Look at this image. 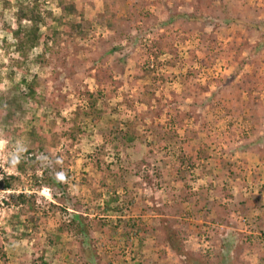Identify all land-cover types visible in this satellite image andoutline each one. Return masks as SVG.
<instances>
[{"label":"rangeland","instance_id":"rangeland-1","mask_svg":"<svg viewBox=\"0 0 264 264\" xmlns=\"http://www.w3.org/2000/svg\"><path fill=\"white\" fill-rule=\"evenodd\" d=\"M40 1L59 15L55 1ZM74 1L90 21L89 34L70 39L63 24L51 23L61 34L47 40L51 50L42 63L34 58L43 53L44 40L25 63L17 59L3 28L14 26L16 7L2 10L0 1V264H32L41 253L49 264H186L166 242L162 222L180 233L190 261L264 264L257 258L264 253V0ZM108 8L115 14L112 27L104 21ZM147 65L155 81L136 77ZM97 73L107 80L101 87ZM33 77L37 94L57 98L58 116L45 99L21 98V79ZM146 85L153 87L150 107L135 98ZM98 88L105 104L98 105L101 118L86 119L85 134L73 145L61 133L52 147L31 144L30 130L65 129L75 108L85 104L83 91ZM108 118L164 127L174 119L176 138L168 152L157 151L127 174L130 191L118 188V201L111 204L123 210L102 214L94 206L108 197L91 198L92 186L101 190L100 174L90 165L96 148L103 145L104 161L113 169L133 165L144 152L143 145L138 151L119 145L116 152L106 132L112 127ZM185 139L193 159L179 167V179L175 166L165 162L176 160ZM15 157L28 161L24 172L10 163ZM44 175L58 183L46 185ZM7 180L11 187H5ZM21 193L34 196V212L16 198ZM75 213L111 224L118 217L135 218L146 231L127 245L121 227L113 233L111 226L91 224L83 252L81 236L64 229ZM58 231V243H47L48 234Z\"/></svg>","mask_w":264,"mask_h":264},{"label":"trees","instance_id":"trees-1","mask_svg":"<svg viewBox=\"0 0 264 264\" xmlns=\"http://www.w3.org/2000/svg\"><path fill=\"white\" fill-rule=\"evenodd\" d=\"M2 3V10L5 8H12V5H15V10L13 11V21L14 26L11 27L9 25H3V28L6 29L8 32H10L11 37L13 38V47L15 52L18 54V60L20 63H25V61L28 59L29 52L38 46L40 44L41 40H44L43 42V53H40L35 56L34 61L37 63H42L41 58L44 57V53L47 50H51V48H48L47 40L48 39H54L56 37L60 36V32L57 30V26H52L51 23L63 24L64 27L62 30V33L65 37L70 39H84L89 34L90 30V21H88L84 16L83 9H79L76 7V3L74 0H52L55 1L56 7L59 10V15L54 16L52 10L46 9L43 7V4L40 0H16L14 4H11L8 0H0ZM107 14L104 17V21L107 23L106 25L108 27H112L111 23L115 19V14L112 13L109 8L107 9ZM47 19L51 20V22H47ZM110 20H112L110 22ZM42 27L48 28L51 32L47 34L46 36L43 35ZM211 35V34H209ZM211 41L214 42L215 38L214 36H211ZM3 43L4 40H3ZM215 43V42H214ZM155 45L156 42H153ZM153 45V46H154ZM159 49L161 48V44L157 41L156 44ZM149 64V63H146ZM154 69L147 66H143L140 70V73H137L136 77H144V76H150L154 81L157 79L155 75H153ZM192 74V71H189L187 74L183 75V80L186 81L189 79V76ZM97 77V83L101 87L103 84L107 83L106 78L102 80L99 77V74H95ZM110 77V75L108 76ZM163 80V79H162ZM22 83L25 86V92H21V98H29L32 100H38L39 98H42L43 100L47 102L46 106L49 107L51 110H54L56 115H59V108H58V100L55 97L48 98L45 95H40L36 93V85L39 83L36 80V77H33L31 80H25V78L21 79ZM103 88H98L96 91H89L85 90L83 91V99L85 104L82 106H77L75 110L72 112V116L69 120H64V118H60L61 122H65V129L58 132L56 129L51 131V129H48L50 131L49 134L40 132V128L38 130H30L28 132L29 139L31 144L38 145L39 148L42 149L43 146H53V144H56L58 142V133H61L64 137L68 138L70 145H73L80 136H83L85 134V128H86V119H90V121H95L98 118H101L102 111L98 107L99 104L102 106H105L104 102L102 101L103 96ZM153 94V87L150 85H146L143 87L142 91L138 92L137 95H135V98L137 101H143L148 107L151 106V98ZM14 99V98H11ZM135 99V100H136ZM239 107H243V101L240 102ZM246 104V103H245ZM238 107V106H237ZM242 110V109H241ZM242 112V111H241ZM60 117V116H59ZM139 118H134V120L125 119L123 121L120 120H114L113 118H108L107 123L111 124V128L107 129L106 132L108 136L113 138V149L117 150L119 149V145L122 147H134L135 150H140L141 145L144 146V152L141 155V159L134 160L133 165L131 164H125L121 166H117L115 169L112 168V165L108 162L104 161L103 158V145L96 148V155H95V161L90 164L96 171L99 172L100 178L98 179L97 186L101 188V190H97L94 186H92L93 190H91V198L93 201H98L99 198L103 196V193H105L106 197L108 199H103V202L101 204L96 203L94 206L95 209L101 211L102 214H106L107 211L111 209H116V211H122L123 205L121 206H112L111 204L113 202L118 201V195L116 194V190L118 188L123 189L125 192L128 190V187L126 185L125 179L129 172L135 171L134 169L138 168L140 166L141 161H147L151 159L153 156L156 155L157 151H164L168 152L170 149V146L173 143H175L176 138V127L174 128L172 126L174 119H170L166 122V127H164L159 122L157 123H150L148 125H143L142 122H140ZM139 124L143 125V128L139 129ZM176 125L179 127L181 125V122H177ZM145 126V127H144ZM185 130L188 132L190 131L188 128H185ZM190 139V138H189ZM189 139H185L182 142L183 149H180L176 154V160L173 162H165V163H171L175 166L176 169V176L181 179L180 176V169L179 167L183 164L192 163L193 159V147L189 143ZM139 144V145H137ZM32 146V147H33ZM139 146V148H138ZM31 147V149H33ZM30 151V150H28ZM26 152V154L30 152ZM156 151V152H155ZM91 157V156H90ZM118 157V156H117ZM93 159V157H91ZM10 163L15 165L16 168L20 172H24L26 170V165L28 164L27 160H24L21 157H15L14 159L10 160ZM12 179V178H10ZM178 179V178H177ZM43 183L46 185L51 184H57L58 182L56 179L44 175L41 179ZM83 182L86 180L83 179ZM4 185L6 188L12 186L11 181H5ZM130 191V190H128ZM34 196L29 194H17L16 198L21 201L26 209L29 212H34L35 205H34ZM133 200H129V204L132 205ZM124 202V200H123ZM30 221L33 222L32 226L34 229H36L35 223H37L38 219L32 214L30 216ZM91 224H94L96 227L100 229H106L111 226V230L113 233H115L118 227L122 228V236L125 238V244L130 245L131 244V236L135 235L137 236L140 232L145 233V229H143L140 226V222L138 219L135 218H117V223L111 224V222H107L105 218H98L93 217L91 219L87 218V216H82L81 214L75 213L72 215V218L67 225V228L65 227V230H73L74 234H79L81 236V243H86V237L88 235L89 227ZM166 222H162L163 231L165 233V240L170 245V247L180 256H182L183 259L187 260L186 264H198V259H194L193 261H190V259H186V253L184 252V246L182 242V238L180 236V233L171 228ZM26 225H24L25 227ZM57 231V230H56ZM149 231L154 232V229H150ZM26 235V234H25ZM61 233L58 231V233L51 232L47 236V243L50 245H55L58 243V240L60 239ZM142 239V238H141ZM82 243L81 250L84 252L86 251L85 244ZM186 254V255H185ZM195 258H197L198 253L191 252V255ZM257 258L259 260L264 259V253L258 252ZM32 264H49L45 258L44 255L41 253L39 254L35 260L32 262ZM127 264V263H125ZM216 264H221L217 262Z\"/></svg>","mask_w":264,"mask_h":264},{"label":"built area","instance_id":"built-area-1","mask_svg":"<svg viewBox=\"0 0 264 264\" xmlns=\"http://www.w3.org/2000/svg\"><path fill=\"white\" fill-rule=\"evenodd\" d=\"M5 191H8V190H5Z\"/></svg>","mask_w":264,"mask_h":264}]
</instances>
